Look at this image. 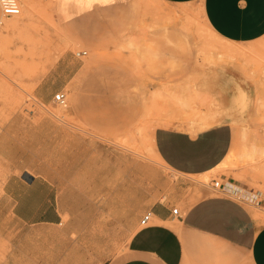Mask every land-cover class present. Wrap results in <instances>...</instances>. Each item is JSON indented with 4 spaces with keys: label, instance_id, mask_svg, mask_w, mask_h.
Masks as SVG:
<instances>
[{
    "label": "rangeland",
    "instance_id": "rangeland-1",
    "mask_svg": "<svg viewBox=\"0 0 264 264\" xmlns=\"http://www.w3.org/2000/svg\"><path fill=\"white\" fill-rule=\"evenodd\" d=\"M18 1L20 26L0 11V194L5 181L8 191H23L31 177L47 179L49 196L58 203L69 197L71 220L88 222L74 253L120 258L138 205L147 200V209L162 200L179 179L155 157V127L172 118L197 129L222 122L220 101L196 79L189 82L192 60L205 68L226 55L239 59L250 84L249 112L228 119L241 151L218 168L219 176L244 179L236 170L247 156L245 145H264V37L249 47L226 46L209 32L197 2L130 0L66 22L57 20L55 0ZM79 50L87 54L77 57ZM61 91L66 106L54 100ZM255 171L264 176V167ZM80 173L84 181L77 180ZM204 180L208 185L210 178ZM250 185L245 192L264 193L259 183ZM259 199L258 205L243 199L256 215L264 211ZM9 206L0 199V264H16V216ZM30 232L37 237L50 229ZM35 243L38 252L51 248V238Z\"/></svg>",
    "mask_w": 264,
    "mask_h": 264
},
{
    "label": "crops",
    "instance_id": "crops-1",
    "mask_svg": "<svg viewBox=\"0 0 264 264\" xmlns=\"http://www.w3.org/2000/svg\"><path fill=\"white\" fill-rule=\"evenodd\" d=\"M129 1L55 0L56 17L58 21H79L90 10L122 6ZM161 1L197 2L209 32L226 46L249 47L264 37V0ZM178 48L173 46L174 54ZM223 58L226 61L205 68L192 60L187 68L189 82L196 79L195 85L205 86L220 101L222 122L197 129V125L172 118L167 125L153 130L157 160L177 173L179 179L169 183L162 200L157 199L147 209V200L138 205L136 212L140 215L120 258L74 253L80 231L88 222L72 221L69 197H62L58 203L57 196L53 198L47 188L43 189L48 180L34 176L23 191H8L5 181L0 194V199L10 202L9 211L16 216V264H264V211L256 215L250 204L211 186L227 156L233 150L241 151V145H234V129L228 119L249 112L253 97L250 84L243 80L239 59L230 60L227 55ZM200 70L204 71L202 76ZM175 74L179 81L180 72ZM244 91L250 99L247 110ZM245 146L247 156L236 170L240 174L244 171V179L222 174L219 177L244 190L250 189L252 182L264 186V176L255 171L256 167H264V145ZM202 176L210 178L208 185L200 183ZM79 178L84 181V173L78 174ZM185 183H189L187 191ZM164 191L158 190L160 196ZM260 195L264 199V193ZM260 205L264 208V201ZM173 208H177L176 214ZM142 210L152 212L147 225L140 224ZM65 215L67 220L63 221ZM25 226L29 230L22 233ZM45 227L50 229L49 234L32 236L33 228ZM48 238L51 248L38 252L35 242ZM53 239L57 243H52Z\"/></svg>",
    "mask_w": 264,
    "mask_h": 264
},
{
    "label": "built area",
    "instance_id": "built-area-1",
    "mask_svg": "<svg viewBox=\"0 0 264 264\" xmlns=\"http://www.w3.org/2000/svg\"><path fill=\"white\" fill-rule=\"evenodd\" d=\"M0 11L1 15L5 17L16 16L21 12L20 3L18 0H0ZM87 54L86 50H79L76 52L77 57H83ZM54 100L61 106H66V96L64 92H57L54 94ZM212 188L218 189L222 192H228L235 196L236 198L243 201V199L249 200L256 205L260 203V193L257 192H245L244 189H241L238 186L232 185L229 182H220L218 180H213L211 183ZM172 213H177V208L172 209ZM152 212H145L141 219V225H147L151 221Z\"/></svg>",
    "mask_w": 264,
    "mask_h": 264
},
{
    "label": "bare ground",
    "instance_id": "bare-ground-1",
    "mask_svg": "<svg viewBox=\"0 0 264 264\" xmlns=\"http://www.w3.org/2000/svg\"><path fill=\"white\" fill-rule=\"evenodd\" d=\"M22 1V0H21ZM29 1V0H28ZM32 1V0H31ZM19 15H16V16H10V17H8V19H9V21L11 22V24L13 25V26H16V27H18V26H20L21 25V22H19L18 20H16V18L18 17ZM20 18V17H19ZM30 19V18H29ZM21 21V20H20ZM27 21V20H26ZM27 23H28V21H27ZM10 24V25H11ZM7 26V25H6ZM207 26V25H206ZM10 27H12V26H10ZM207 28L208 29H210L208 26H207ZM1 36V35H0ZM195 113V112H194ZM196 114V113H195ZM201 116V115H200ZM206 116V115H205ZM198 117V116H197ZM199 118V120H200V117H198ZM170 120V119H169ZM202 120V119H201ZM212 120V119H211ZM198 121V120H197ZM203 123V122H202ZM207 123H209V122H207ZM212 123V122H211ZM202 128V127H201ZM153 146V145H152ZM153 152H154V154H155V157H157L158 158V156L156 155V153H155V151H154V149H153ZM206 177H204V176H202L200 179H199V181L200 182H202L204 179H205ZM205 181V180H204Z\"/></svg>",
    "mask_w": 264,
    "mask_h": 264
}]
</instances>
